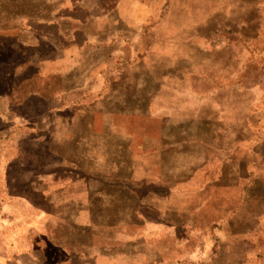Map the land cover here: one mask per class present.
Here are the masks:
<instances>
[{"label": "rangeland", "instance_id": "374dc122", "mask_svg": "<svg viewBox=\"0 0 264 264\" xmlns=\"http://www.w3.org/2000/svg\"><path fill=\"white\" fill-rule=\"evenodd\" d=\"M53 1L59 28L34 25L32 39L26 18L0 12V264L50 241L140 264H264V0L165 23ZM118 13L123 42L113 24L93 38ZM189 20L203 36L163 40ZM219 205L236 207L231 229L244 233L211 256Z\"/></svg>", "mask_w": 264, "mask_h": 264}, {"label": "crops", "instance_id": "0c3cea01", "mask_svg": "<svg viewBox=\"0 0 264 264\" xmlns=\"http://www.w3.org/2000/svg\"><path fill=\"white\" fill-rule=\"evenodd\" d=\"M28 1H30V6H28ZM46 2V4H45ZM54 2L53 0H5L4 7H0V12H11L12 15L7 16V18L14 17H24L28 22H21L19 27V32L26 36L27 39H32L37 32V28L34 25H38L44 22L52 23L51 26L59 28L60 18H57L55 13L57 8L54 4L49 3ZM6 7H8L6 9ZM91 12H161L164 23L169 21L172 17H184L188 18L198 16L197 12H230L228 8L227 0H223L221 5V0H102L100 3L99 10H92ZM102 28L99 32L92 34L93 38L96 40L104 39V37L109 36L113 32L112 28L114 26L116 33L115 39L120 37L123 42L122 37L127 28H125L124 20L120 13L113 17V22L108 18V15H101ZM11 19V18H10ZM7 20V19H6ZM69 21V19H67ZM30 21V22H29ZM188 22V21H186ZM202 21L198 24L197 21L189 20L188 24H176L174 27L168 28L164 26L163 30V40L171 45L174 49L183 48L188 46V43H193V39H197L199 36H203L205 28L202 27ZM113 24V26H111ZM56 25V26H55ZM200 25V26H199ZM30 26V28H29ZM199 26V27H198ZM110 30V31H109ZM58 31V29H57ZM31 32V35L29 34ZM59 33V32H58ZM121 33V34H120ZM59 36V35H58ZM91 36V38H92ZM111 36V35H110ZM125 38V37H124ZM158 39V38H157ZM69 40V39H68ZM106 44V43H105ZM120 44L113 45L117 49ZM111 46V47H113ZM103 48H107V45H103ZM118 54V53H117ZM229 144V143H228ZM230 153V150H227ZM231 159V158H228ZM106 182V181H105ZM103 180V183H105ZM121 180H115L111 187L118 188L121 187L119 184ZM106 184V183H105ZM117 184V185H116ZM232 207H221L220 205L216 209V220L212 221L210 227L211 240L213 242L211 249V256L219 247V244L229 240L230 238L235 239V235L239 237L240 233L244 232H233L231 229L232 220L231 217L235 214ZM237 210V209H236ZM248 218H251L250 213H248ZM73 218L69 221H73ZM216 224L218 226H216ZM220 224H225V227H220ZM78 231L82 232V235L89 233L86 226H76L74 222L72 223ZM80 234V235H81ZM234 237V238H233ZM52 249H39L34 248L30 251V255L27 253H17L13 255H8L4 253L3 260L4 264H140L135 256L126 257L124 252L114 253L109 249H96L93 250L91 246L85 250L80 249H64L60 245L54 244L50 241ZM5 251V250H4ZM154 255V254H153ZM11 259L6 260V257ZM50 256H55L59 258L57 263L51 262ZM124 260H123V259ZM160 258V257H158ZM156 254L150 258L147 264L160 263ZM157 259L159 261H157Z\"/></svg>", "mask_w": 264, "mask_h": 264}]
</instances>
